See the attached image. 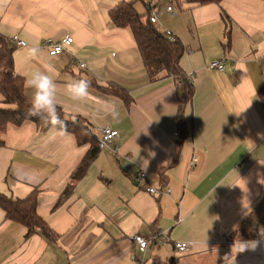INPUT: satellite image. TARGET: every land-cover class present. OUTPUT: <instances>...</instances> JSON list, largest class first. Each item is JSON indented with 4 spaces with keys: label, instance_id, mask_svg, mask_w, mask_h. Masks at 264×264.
Returning a JSON list of instances; mask_svg holds the SVG:
<instances>
[{
    "label": "crops",
    "instance_id": "0c3cea01",
    "mask_svg": "<svg viewBox=\"0 0 264 264\" xmlns=\"http://www.w3.org/2000/svg\"><path fill=\"white\" fill-rule=\"evenodd\" d=\"M120 1L133 0H0V34H16L40 50L29 57L26 46L14 47L13 73L23 78L25 97L28 75L44 72L66 113L84 119L98 138L106 126L118 132L58 207L88 146L32 122L9 125L0 134V194L21 200L38 187L37 212L56 236L24 238L25 228L0 209V264H150L154 257L174 264H264V241L235 237L264 202V108L257 95L264 89V0L172 4L173 16L166 3L158 6L154 27L185 47L180 67L193 87L184 138L176 134L182 82L148 79L130 31L109 22L108 12ZM226 31L230 46L224 50ZM69 35L72 44L50 56L46 42ZM221 59L223 72L208 68ZM81 79L117 86L131 103L92 88L83 100L72 101L66 86ZM147 187L169 194L152 197ZM158 231L171 244L190 243V249L178 253L150 244L143 255L134 238L149 239ZM237 242L249 245L235 252Z\"/></svg>",
    "mask_w": 264,
    "mask_h": 264
},
{
    "label": "trees",
    "instance_id": "16d2710c",
    "mask_svg": "<svg viewBox=\"0 0 264 264\" xmlns=\"http://www.w3.org/2000/svg\"><path fill=\"white\" fill-rule=\"evenodd\" d=\"M149 1H120L108 12L109 22L116 28L130 31L150 81L172 77L174 80L182 82L181 96L178 100L176 112V126L178 136L184 138L187 135L184 111L193 96L192 84L188 83L187 76L180 67V60L185 53V47L177 38L171 42L164 34V31L159 32L154 27L155 24L150 23V12L152 8L158 9V6L162 3L174 4L177 7L185 5L188 8H192L212 4L220 5L223 0H155L152 7L149 6ZM137 3L142 6V12L137 10L135 6ZM221 17L225 24L229 23V18L222 10ZM225 38L226 42L222 47L227 50L230 46L228 31L225 32ZM13 51L14 46L9 38L0 34V95L2 96L3 105V107H0V134L4 133L9 125L19 126L25 122H32L42 130L51 128V126L45 125L41 119L27 115V109L30 107L29 99L25 97L23 92V78L15 76L13 73ZM88 82L89 88L103 94L112 95L122 100L126 105L131 103L129 95L117 86L103 88L92 81ZM257 95L264 108V89L258 91ZM57 111L65 121L64 127L59 131L71 134L78 147L88 146V149L71 172L69 182L55 207H58L63 202L62 199H66L71 195L74 184L83 178L88 167L99 154V138L92 132L89 124L79 116L66 113L58 105ZM2 144L0 139V145ZM162 173L163 171L160 177L163 181ZM38 196V187L34 188L21 200H12L0 194V209L4 212L6 220L18 223L25 228L24 238H29L33 234L39 233L47 240L54 241L56 236L37 212ZM235 237L264 241L263 204H258L240 223L235 231ZM150 264H174V261L172 258L163 261L158 257H154L151 259Z\"/></svg>",
    "mask_w": 264,
    "mask_h": 264
},
{
    "label": "clouds",
    "instance_id": "9594fccd",
    "mask_svg": "<svg viewBox=\"0 0 264 264\" xmlns=\"http://www.w3.org/2000/svg\"><path fill=\"white\" fill-rule=\"evenodd\" d=\"M27 55L35 57L39 53V48L30 45L26 46ZM29 90V104L27 115L29 117H37L41 119L45 125H49L59 131L64 127L65 121L61 118L57 111L56 103V85L49 75L41 71L31 72L26 80ZM89 82L81 79L66 86V95L72 101H81L88 95ZM110 114L115 118L118 113L115 106L108 108ZM254 244V242H251ZM249 245V242H237L233 249L235 252L244 251Z\"/></svg>",
    "mask_w": 264,
    "mask_h": 264
},
{
    "label": "built area",
    "instance_id": "2783aa9c",
    "mask_svg": "<svg viewBox=\"0 0 264 264\" xmlns=\"http://www.w3.org/2000/svg\"><path fill=\"white\" fill-rule=\"evenodd\" d=\"M155 0L149 1V6L152 7ZM165 12L173 16L175 13V10L172 5L169 3L165 4ZM158 19V10L155 8L151 9L150 12V23L156 24ZM164 34L167 36L169 41L173 42L176 40V37L173 36L169 31L165 30ZM10 42L14 47H25L27 43L19 38L18 35L12 34L9 37ZM73 38L72 36H65L64 38L60 39L59 41L53 42L48 41L46 42V48L48 50V53L50 56H57L61 54L67 47H69L72 44ZM264 57V52H263ZM81 67H84V64H80ZM208 68L212 70H216L218 72H223L226 68V61L224 59L212 61L209 63ZM191 79V78H190ZM192 80V79H191ZM178 84H180V81H177ZM100 136L98 139V149L106 150L110 149L113 140H115L118 137V132L110 127H103L100 128ZM177 134V133H176ZM113 150V149H112ZM143 178V176H141ZM146 192L150 194L152 197H158L163 194H169V190L167 189H153L152 187H147ZM134 243L136 244L138 250L144 255L147 249L149 248L150 244H154L155 246H164L169 245L172 247L176 252L178 253H185L187 252L191 244L187 242H173L172 244L169 242V239L164 231H158L151 234L149 239H143L141 237H135Z\"/></svg>",
    "mask_w": 264,
    "mask_h": 264
},
{
    "label": "rangeland",
    "instance_id": "374dc122",
    "mask_svg": "<svg viewBox=\"0 0 264 264\" xmlns=\"http://www.w3.org/2000/svg\"><path fill=\"white\" fill-rule=\"evenodd\" d=\"M170 5H171V4H170ZM136 8H137L138 11H142V9H143V8H141V5H140V4H136ZM155 28H157L158 30L160 29L158 26H155ZM1 107H2V106H1ZM262 201H263V200H262ZM262 201H259V202L257 203V205H258V204H263L264 202L262 203ZM257 205H256V206H257ZM256 206H255V207H256ZM255 207H254V208H255ZM252 210H253V209H252Z\"/></svg>",
    "mask_w": 264,
    "mask_h": 264
}]
</instances>
